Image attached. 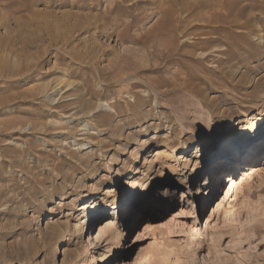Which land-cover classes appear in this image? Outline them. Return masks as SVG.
<instances>
[{"label":"rangeland","instance_id":"1","mask_svg":"<svg viewBox=\"0 0 264 264\" xmlns=\"http://www.w3.org/2000/svg\"><path fill=\"white\" fill-rule=\"evenodd\" d=\"M109 6L93 29L87 14ZM228 120L222 137L264 127V0H0V264H91L92 254L103 264L96 225L77 236L52 229L83 225L89 186L104 189L124 156L140 166L155 147L167 156L147 173L148 191L154 201L166 190L167 203L142 242L155 255L144 250L135 264H264V156L230 220L222 195L209 204L216 173L242 163L216 160L219 139L205 136ZM179 156L196 170H179ZM175 198L188 214L168 215ZM115 210L108 219L121 220ZM124 227L106 264L136 251L135 226Z\"/></svg>","mask_w":264,"mask_h":264},{"label":"bare ground","instance_id":"2","mask_svg":"<svg viewBox=\"0 0 264 264\" xmlns=\"http://www.w3.org/2000/svg\"><path fill=\"white\" fill-rule=\"evenodd\" d=\"M95 1L97 3H99V0H95ZM110 4H112V2H110ZM204 6H206V5H204ZM114 9H115V6L114 7L109 6V8L107 9V12H104V14L100 15V17L98 16V14L97 15L87 14L88 20L89 21L93 20V22L92 21L90 22V25H92L93 29L97 30L102 25H104L105 22L109 18V16H108L109 13H111V11ZM210 9L212 10V8H210ZM191 10H192V8H191ZM230 12H231V10H230ZM168 14H169L168 10H165L164 11V17H165L164 19H169ZM236 16H237V14H236ZM230 17H231V15H230ZM160 26H162V25H160ZM104 29H103L104 32L107 31ZM57 84L58 85L60 84L59 86L62 85L61 89H59L61 91L62 88H65L66 90H68V88L72 85V82L64 80V79H60L59 83H57ZM59 86H57V87H59ZM53 100H54V98H53ZM109 106H107L105 103H103V104H99L96 107L100 108V109L103 108L104 110L107 111ZM96 112H99V111L96 110ZM94 114H95L94 111L92 113L89 112L88 118L89 119H91L93 117L95 118ZM104 115H106V114H104ZM227 122L228 123L224 127L222 125H218V126H216V129L212 130V131L209 130V127H208L207 128L208 132L205 134V136H206V138L211 136V137H213L214 140L219 139L218 140L219 144L217 145V147L219 149H221L222 152L216 154L217 155L216 160H221L224 158H229V159L231 158L232 159V157L235 156L236 154H239L241 159H242V163H239V165H237L238 167H235V166L231 167V170L233 171L231 174H228L227 176H225L224 175L225 173L224 174H221L220 172L216 173V175L219 176V182H218V185L216 187L213 198L209 202V204L212 205V207L214 205H216V207L218 208L219 203H217V201H215L214 198L220 197L222 195L223 200L227 199L228 200L227 201V207L225 208V210L223 212H224L225 216L227 217V219L230 220L232 215H233L234 208L236 206L235 202H237L238 195L242 191L241 189L244 187V185L247 184V186H248L250 184V180H251L252 175L257 171V167L255 165L254 159L255 158L258 159L260 157L263 158V156H264V155H261V153H264V127L259 129L257 132H255L252 135L240 134L239 136L232 138V137H228L230 134H228V135L225 134L224 137H222V133L224 132L223 129H228V125L232 124L230 120H228ZM238 138L240 139L239 141H242L241 145L233 147L234 141ZM252 141H256V144L250 145V142H252ZM257 147L259 149L256 152V151H254V149ZM175 151H176V147H173L171 152L174 153ZM129 154L132 155V151L130 149H129ZM166 156H167L166 150L159 149V148L155 147V148H153L152 151H150L149 154L144 156L143 162L141 163V165L135 166V167H133L131 165V159H127V157L124 156L122 158V162H123V164L121 165L122 169L117 170L116 172H114L111 175V177L109 178L111 181L107 183V185L104 189H100L101 187L97 186L98 184H94V185L92 184L89 186V194L87 195L88 200L83 205V207H81L84 211L88 212V214L85 216V218L83 220V223H84L83 225H81L80 223H77L74 225L73 229H71L66 223L62 222L61 225L53 227V226H51L52 224H48V225H45L44 228L46 229V231H49V228L53 227L52 230L57 235L60 233V234L65 235V236L67 234H70V232L73 231L72 234L74 236H77V235H80L85 228H88V225H90V223H91V225H96L94 235H95V239L97 241V244L100 241L99 235H102V236L106 235L105 236L106 238L104 239L103 242L107 241L106 247L109 248V251L103 252V254H102V258H103L102 262H103V264H106L110 261V260H108V258L113 259L114 256L121 251V249H119V243L118 242L122 238V235L124 232L121 230L122 225L125 226L124 228L129 227L127 230V233H129V230L131 229L132 225L134 224L135 229H134V231H132L130 233V239L133 238V236H134V239H132V244L135 246L136 251H134L131 259H129V261L126 264H135L137 261V258L140 256L141 252L144 250L152 256L155 255L157 248L155 246L145 247L144 245H142V242L154 225V222L151 225L150 217L152 215H155L158 213L157 211L159 209V204L161 203V201L164 203H167V200H166L165 195H164V192H166V190H164V189H161L158 191L159 193L162 192V194H163L162 198H156V200H154L155 201L154 202L152 197H150L149 191H148V181H149L150 176H148L147 173L152 170V167L154 166V164L157 165V163H161V165H162L164 162H166L164 159ZM184 157L185 156H179L177 158V161L179 162V165H178L179 170H183V171H185L186 169L188 171L196 170V167L193 165L192 166L189 165V163L186 162L187 159ZM236 171H238L240 173V175L236 176L238 174V173H236ZM183 176L185 177V179L190 178L188 172H184ZM174 193L176 194V191H173V194ZM168 206L172 207V209H169L167 211L168 215H170V216L178 215V213H182L183 215L188 214L187 208L181 199H177V200H176V198L173 199L169 203ZM110 207L116 209L113 212L112 218H114V217L118 218V216H119V219H121V220L108 219L110 217V215L108 217V211H109ZM4 209H5V207H4ZM135 211H137V213H136L137 216H138V212L141 213L139 218L135 217L136 215L133 214V212H135ZM132 217L137 218V220L135 219L134 221L129 223V220ZM99 220L101 221V223L98 222ZM97 223H99V224H97ZM159 224H160V226H162L164 223L162 224V222H160ZM60 226H62V228H60ZM91 237L92 236H89L88 239H91ZM96 241H94L93 243L91 241V245H96L95 244ZM113 243L116 244L115 245V251H113V249H112ZM67 251L68 250H66V252ZM112 251L115 253V255L111 254ZM74 252L76 255L78 250L75 248ZM69 253H67V254H69ZM76 257H77V255L73 256V259L76 260ZM67 259H68V257H67ZM84 263H86V261H84ZM91 264H97V259L95 256H93V254H92Z\"/></svg>","mask_w":264,"mask_h":264}]
</instances>
